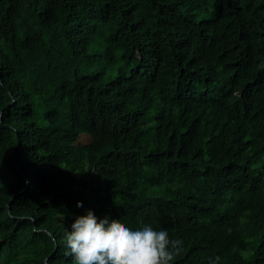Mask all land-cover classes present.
<instances>
[{"label": "trees", "instance_id": "trees-1", "mask_svg": "<svg viewBox=\"0 0 264 264\" xmlns=\"http://www.w3.org/2000/svg\"><path fill=\"white\" fill-rule=\"evenodd\" d=\"M261 65L264 0H0V264H71L89 209L264 264Z\"/></svg>", "mask_w": 264, "mask_h": 264}, {"label": "clouds", "instance_id": "clouds-1", "mask_svg": "<svg viewBox=\"0 0 264 264\" xmlns=\"http://www.w3.org/2000/svg\"><path fill=\"white\" fill-rule=\"evenodd\" d=\"M71 229L64 238L71 264H172L184 251V241L171 238L167 230L143 222L133 230L120 219L99 218L91 209L77 216ZM220 261L216 256L209 264Z\"/></svg>", "mask_w": 264, "mask_h": 264}, {"label": "rangeland", "instance_id": "rangeland-1", "mask_svg": "<svg viewBox=\"0 0 264 264\" xmlns=\"http://www.w3.org/2000/svg\"><path fill=\"white\" fill-rule=\"evenodd\" d=\"M92 142V138L88 134H80L76 140L77 145L89 144Z\"/></svg>", "mask_w": 264, "mask_h": 264}]
</instances>
